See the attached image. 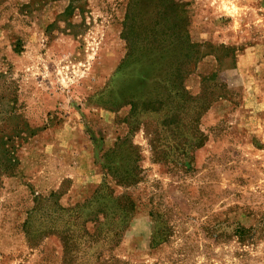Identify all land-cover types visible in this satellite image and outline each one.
<instances>
[{
	"label": "rangeland",
	"instance_id": "obj_1",
	"mask_svg": "<svg viewBox=\"0 0 264 264\" xmlns=\"http://www.w3.org/2000/svg\"><path fill=\"white\" fill-rule=\"evenodd\" d=\"M237 1L0 0V264H62L83 228L116 244L77 264H264L236 232L264 215V27L226 43Z\"/></svg>",
	"mask_w": 264,
	"mask_h": 264
},
{
	"label": "trees",
	"instance_id": "obj_2",
	"mask_svg": "<svg viewBox=\"0 0 264 264\" xmlns=\"http://www.w3.org/2000/svg\"><path fill=\"white\" fill-rule=\"evenodd\" d=\"M180 96L183 98L184 105L189 104L190 101H192L194 98L186 93L184 89H180ZM154 104H157V102L153 101L147 104V106L152 107ZM133 107V104H131ZM131 107V108H132ZM205 108H201L200 110L195 112V117L191 119L194 123V129L196 131V125L198 123V120L200 118V115L205 111ZM174 123L172 122L171 118H166L163 122V125L166 128H170ZM198 136L196 138L198 139V142L194 143V148H199L202 145V142L204 141V136L199 132H197ZM188 143V140L186 138L181 139L176 145V149L179 151L181 149L185 148V145ZM150 150L152 152V155L154 157V161H162L161 155L163 153V148L159 146V140L157 139V134L154 132V137L152 136V139L150 140ZM117 207L120 210V212L124 213L125 215H128L130 212L134 210V204L131 200H128L127 197H119L116 198ZM85 223V222H83ZM238 239H240V242L244 240H249L251 242H256L257 240H261L264 238V215H262V218L259 220L258 224L252 228L244 229V228H238L236 230ZM114 236L112 238H101L99 237L98 233H89L86 228H83L81 233L75 235L74 232H67L63 236H60V241L62 244V264H77V255L80 253L79 246H92L99 242L102 243H113L116 244V239L114 240ZM244 239V240H243ZM115 242V243H114ZM104 264H119L120 262L114 258H108L107 260L103 261ZM79 264V263H78ZM103 264V263H102Z\"/></svg>",
	"mask_w": 264,
	"mask_h": 264
},
{
	"label": "crops",
	"instance_id": "obj_3",
	"mask_svg": "<svg viewBox=\"0 0 264 264\" xmlns=\"http://www.w3.org/2000/svg\"><path fill=\"white\" fill-rule=\"evenodd\" d=\"M261 1L262 0H247L248 3H245V4L244 2H239L238 10L231 9V7H229L230 4L226 7L225 13L227 17L231 19V22L228 24V27L226 29V32H227L226 36L227 35L228 36L227 37L225 36L224 38L226 43H228L229 41H232V43H236L235 39L240 35H244V32H245L244 29H246V22H245L246 19H244L245 17H242V16H244L247 10H250L251 12L254 13L253 14L254 18L251 17L252 19L251 23L252 24L255 23V25L258 27L260 26L264 27V2H261ZM250 3L252 5H249ZM249 28L251 27L249 26ZM262 49H263V43L260 40L258 43L252 44L249 50L250 53H255V54H252L254 56L255 61L257 63L260 62L262 64L261 66L262 70L258 74L260 75L259 77H263V74H264V57H263L264 50ZM238 62H239V59H238Z\"/></svg>",
	"mask_w": 264,
	"mask_h": 264
}]
</instances>
